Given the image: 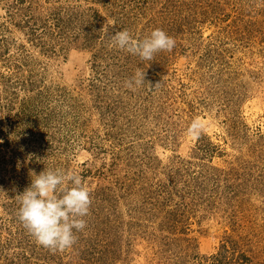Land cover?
<instances>
[{"label":"rangeland","instance_id":"1","mask_svg":"<svg viewBox=\"0 0 264 264\" xmlns=\"http://www.w3.org/2000/svg\"><path fill=\"white\" fill-rule=\"evenodd\" d=\"M56 169L92 198L64 252L18 218ZM0 264H264V0H0Z\"/></svg>","mask_w":264,"mask_h":264},{"label":"clouds","instance_id":"2","mask_svg":"<svg viewBox=\"0 0 264 264\" xmlns=\"http://www.w3.org/2000/svg\"><path fill=\"white\" fill-rule=\"evenodd\" d=\"M112 46L150 61L155 54L171 51L175 40L157 28L150 36L140 40L128 30L116 32ZM145 83V72L137 70L134 77L125 82L129 89ZM201 126L193 121L188 131L195 136ZM31 185L18 195V218L36 243L52 252H64L78 241L77 233L87 227L85 217L90 214L91 193L75 171L45 170L35 175Z\"/></svg>","mask_w":264,"mask_h":264}]
</instances>
